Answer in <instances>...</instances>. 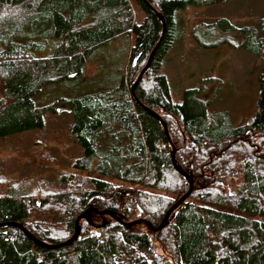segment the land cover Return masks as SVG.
<instances>
[{
  "label": "trees",
  "instance_id": "16d2710c",
  "mask_svg": "<svg viewBox=\"0 0 264 264\" xmlns=\"http://www.w3.org/2000/svg\"><path fill=\"white\" fill-rule=\"evenodd\" d=\"M230 1L0 0V138L42 129L62 103L72 115L68 138L80 147L56 191L0 187V264H264V66L253 113L237 124L226 110L209 111L198 88L175 99L164 71L178 37L177 14ZM200 27L236 32L241 49L264 58V17L245 25L218 18ZM52 39L51 53L38 55ZM119 39L118 66L84 91L35 104L45 86L82 80L97 51ZM172 147L176 166L192 172L193 189L153 231L189 187ZM87 169L96 175L78 174ZM89 207L77 238L61 247L42 246L9 224L57 244L73 235ZM120 220L141 221L128 227Z\"/></svg>",
  "mask_w": 264,
  "mask_h": 264
},
{
  "label": "rangeland",
  "instance_id": "374dc122",
  "mask_svg": "<svg viewBox=\"0 0 264 264\" xmlns=\"http://www.w3.org/2000/svg\"><path fill=\"white\" fill-rule=\"evenodd\" d=\"M134 9L136 21L141 22L142 13ZM262 17L264 0H232L227 4L190 6L180 11L177 14L178 37L164 59V71L170 79L173 97L180 99L185 88L194 87L200 90L199 97L207 101L209 111L226 110L234 124L250 116L257 102L258 78L264 58L241 49L236 32L219 29L209 32L204 27L197 30L196 27L201 22L218 18H227L237 25L255 24ZM122 41L119 39L114 45L97 51L95 59L87 64L86 75L78 83L72 79L64 84L45 86L33 97L35 104H52L73 91H84L83 87L93 78L120 64L121 58L115 51ZM55 44L56 40L52 39L51 45L38 55L50 54ZM53 108V112L46 114L42 129L0 138L2 189L14 184L39 194L46 190L56 191L58 176L73 171L71 163L80 154V147L68 138L72 115L62 103ZM95 164L93 161L92 166ZM78 174L82 177L96 175L92 169L80 170ZM225 252L226 248L220 245L217 254Z\"/></svg>",
  "mask_w": 264,
  "mask_h": 264
},
{
  "label": "water",
  "instance_id": "95a60500",
  "mask_svg": "<svg viewBox=\"0 0 264 264\" xmlns=\"http://www.w3.org/2000/svg\"><path fill=\"white\" fill-rule=\"evenodd\" d=\"M158 16L161 18V20H162V22H164V20H163V17L160 15V14H158ZM164 28L165 27H163V31H164ZM156 47L157 46H155L154 48H153V50L151 51V53H150V55H149V57H148V60H147V62H146V64L144 65V67L141 69V71H140V73L138 74V76H137V78H136V80H135V82H134V84L131 86V92H132V94H134V89H135V87H136V85L139 83V81H140V79H141V77H142V75H143V73L148 69V67L150 66V64H151V61H152V58H153V55H154V53H155V50H156ZM158 118H159V115H157V114H155ZM165 128V131H166V134H167V129H166V127H164ZM174 153H175V149H174V147H172V161H173V164H174V167L176 168V170L180 173V174H182L185 178H186V180L188 181V184H189V187H188V190L180 197V198H178L169 208H168V210L166 211V213H165V215H164V217H163V219H162V221H161V223L157 226V227H153L152 228V230L153 231H156V230H161L165 225H166V223H167V221H168V218H169V216L172 214V212H174L181 204H182V202L190 195V193L192 192V189H193V174H192V172H189V173H186L185 171H182V170H180L177 166H176V163H175V160H174ZM91 211H93V208L92 207H89L85 212H83V213H81L77 218H76V221H75V226H76V229H75V231H74V233H73V235L69 238V239H67V240H65V241H63V242H60V243H57V244H46V243H42V242H39V241H37L36 240V238L35 237H33L28 231H26L25 230V228L24 227H22L21 225H19V224H17V223H9L10 225H12V226H15V227H18V228H21L30 238H32L33 240H35L37 243H39L40 245H42V246H45V247H61V246H64V245H67V244H70V243H72L76 238H77V236L79 235V221H80V219H82V218H85V219H87L88 217V214L91 212ZM99 213L101 214V213H108V214H112L111 212H109V211H99ZM119 220V219H118ZM141 220H134V221H130V222H125V221H122V220H120V222L122 223V224H124L125 226H132V225H134V224H136V223H139ZM151 228V227H150Z\"/></svg>",
  "mask_w": 264,
  "mask_h": 264
}]
</instances>
